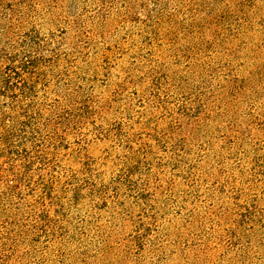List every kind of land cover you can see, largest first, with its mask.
<instances>
[{"label":"rangeland","instance_id":"obj_1","mask_svg":"<svg viewBox=\"0 0 264 264\" xmlns=\"http://www.w3.org/2000/svg\"><path fill=\"white\" fill-rule=\"evenodd\" d=\"M0 69V264H264V0H0Z\"/></svg>","mask_w":264,"mask_h":264},{"label":"trees","instance_id":"obj_2","mask_svg":"<svg viewBox=\"0 0 264 264\" xmlns=\"http://www.w3.org/2000/svg\"><path fill=\"white\" fill-rule=\"evenodd\" d=\"M21 55H22V51H16L13 55H10V57H8L7 59L9 61V64L12 63L14 65V63H18L19 65L17 67H19L20 71L28 72L29 68H31L34 64V57L27 56L25 58H19L21 57ZM13 72L18 73L17 70H13ZM0 82H2V86L6 89H9L11 87L10 83L6 81L5 75L3 74V70L1 69H0ZM4 115L5 112H0V119L4 117ZM11 120L15 123V121L18 120V118L17 116H13Z\"/></svg>","mask_w":264,"mask_h":264}]
</instances>
